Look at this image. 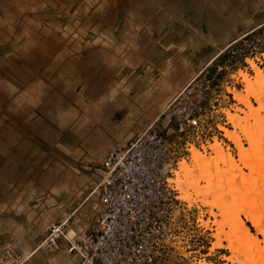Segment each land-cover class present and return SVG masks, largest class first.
Instances as JSON below:
<instances>
[{
    "label": "crops",
    "instance_id": "1",
    "mask_svg": "<svg viewBox=\"0 0 264 264\" xmlns=\"http://www.w3.org/2000/svg\"><path fill=\"white\" fill-rule=\"evenodd\" d=\"M250 2L254 24L264 0H237L233 23L228 0L215 17L206 1L200 19L197 0H0V258L9 248L21 264H70L66 238L61 256L47 250L50 226L80 241L108 150L151 124L176 137L165 107L197 67L198 41L237 40Z\"/></svg>",
    "mask_w": 264,
    "mask_h": 264
},
{
    "label": "built area",
    "instance_id": "2",
    "mask_svg": "<svg viewBox=\"0 0 264 264\" xmlns=\"http://www.w3.org/2000/svg\"><path fill=\"white\" fill-rule=\"evenodd\" d=\"M219 93L209 69L189 78L165 107L177 126L176 137L151 124L126 144L110 148L101 167L92 171L98 176L85 197L91 198L92 225L76 241L53 224L51 240L66 238L77 264H154L170 246L188 207L169 180L179 157L190 142H212L220 126L230 125L218 112ZM0 264H21V256L4 249Z\"/></svg>",
    "mask_w": 264,
    "mask_h": 264
},
{
    "label": "rangeland",
    "instance_id": "3",
    "mask_svg": "<svg viewBox=\"0 0 264 264\" xmlns=\"http://www.w3.org/2000/svg\"><path fill=\"white\" fill-rule=\"evenodd\" d=\"M206 1H209V0H197V4L194 5L197 8L196 10V12L198 13L197 18L199 19L201 18L200 17L201 13L204 11L203 6L205 5ZM220 2L221 0H214L215 8L212 10H208V12H210L211 15H213L214 17L217 16L221 10V9L216 8L217 4ZM228 2H230V8L232 7L230 10H228L229 8L227 9L228 12L230 11L228 18L230 22L233 23L234 21H237V19L235 18L233 14V13H237V9L233 7L235 6L237 0H228ZM251 4H252L251 2L247 3V6H246L247 8H246V18H245V21H246L245 31L247 32H249L250 30L248 31V29L254 27L256 23H259L264 20V15H259V16L256 15V17L258 18L255 20V23L253 24V22H250V17H255V16H250L253 10L251 11V9L248 8V6L250 5L251 7ZM215 21H218V22L221 21V17H218V19H215L213 22ZM220 24L221 26L219 27L223 29L224 31H226L225 29H227L228 26L226 24L223 25L221 22ZM234 27L235 26H233L232 24L229 25V29H230L229 31L232 32L233 31L232 28ZM214 28L216 31L218 28L217 23L214 24ZM241 36L242 35H240L239 37ZM198 48H199L198 49L199 54L197 58H195L197 67L189 78H191L195 73H197L203 68H207L210 70V72L212 73V76H214V83L218 85L220 89V93H219L220 96L218 97L220 105L218 107L219 108L218 112L225 113L226 120L231 126L228 124L225 126H220L222 133L220 134L218 132H215L212 135V138H213L212 142L208 141L207 143H203V144H198L197 142L194 144L190 142L189 144H187L186 146L187 152L184 153V156L179 157V160L176 166L174 167L173 179L176 178L175 174L180 169V163L186 162L190 165L192 164L193 150L195 148H198L205 155L209 157H214L212 147L217 140H219V142L223 144L224 149L226 151L230 152L232 156H234L237 160L241 161L242 159L241 152L236 148V145H234L225 136L226 132L223 129L226 128L231 131L235 130L233 125L231 124V120H229V117H228V113L230 111L234 114H237V113L240 114L239 112H237L239 108L249 111L248 109H246L244 105H241L236 101L233 91H235L236 89L238 90L245 89V82H244V78L241 77V73H240L241 71H245L249 73L251 78H254L256 76V73L252 69L250 62H249L251 59L257 65H259V67L264 71V25H262V27L256 28L253 31V33H251L249 36L243 37L239 39L237 42L236 41H230V42L209 41V40L202 39L201 41H198ZM213 55L215 56L213 57ZM189 78L185 81V83L189 80ZM181 86L179 88H181ZM228 92H229V95H228ZM251 101L254 103V105L256 106L259 105L258 103H256L255 98H252ZM241 115L245 116V114H241ZM262 118H264V112H263ZM238 132L240 131L238 130ZM239 134H242V133H239ZM260 135L257 134L256 137L257 136L259 137ZM241 136H242V141L245 144V148H250L251 143H249L247 138H244L245 136L243 135ZM258 137L257 139L262 141L261 140L262 137L261 138L260 137L258 138ZM260 148H264V143L260 145ZM219 168H225V166L222 164L219 166ZM256 168H254L253 173L251 172V170L244 169L245 176L246 175L248 176L246 177L244 176L245 178L244 177L237 178L236 183L241 185L239 189H241L242 194H240L238 191L234 192L236 196L235 197L236 201L231 200L230 199L231 196L220 188L221 193H225L223 197H226L224 198L226 205L231 207V209H229V212H228L229 214L235 211L236 212L240 211L242 206H244V203L251 201V205H252V203L255 204L254 199L256 197H259V198L263 197L264 181L260 180L259 178L260 173L263 172V170L262 169L260 170L259 168L256 169ZM216 173H217V170H212L209 173V178L213 179V177L216 176ZM228 175L230 176L231 174L229 173ZM248 177L252 178V181H250L251 179ZM223 178L225 179L223 180ZM255 178L256 179L259 178V180L258 179L256 180ZM200 179H201L200 186L202 188L208 189L207 194L210 193L209 198L211 201L215 202L217 200L216 199L217 197H219V200L223 198L222 194H220L219 192H216L213 190H211L213 192H210L209 183H206L203 180V177H201ZM241 179L242 180L244 179V181H242ZM217 180L219 181V183L217 184L221 187L220 184L221 182L223 183L226 181V177L220 176ZM240 180L242 181V183ZM194 181L193 179L191 180V182H194ZM227 181H230V179ZM256 186H259V188L257 189ZM175 187L178 189V186L176 184H175ZM90 189H88V193ZM178 191L180 192V195H179L180 199L184 201L185 203H187L188 207L185 209V213H183L184 216L180 218L178 232L171 240L170 246L166 249V251L163 252L162 256H160V258L154 264H264V257H259L258 252L256 254V251H250L249 249H247L246 247L247 245L245 244V241H243L240 235H237V231H234V230H233L234 232L231 231L232 228L230 227V225L233 223V220L231 218L227 219L228 224H224L223 223L224 216L222 215L221 211L218 208L213 209L210 206H208L206 204L207 200L204 197H198L196 196L193 190H190V192L193 194L192 198L194 199L191 203H189L185 199V195L179 189ZM217 194H220V196H218ZM85 200H87V202H89V205L91 206V198L85 199ZM252 208H255V207L253 206ZM213 212L216 213L217 217L213 216L212 214ZM242 218L244 219L246 224L249 226L250 230L254 234H256L257 232H256L254 225L248 221L245 215H242ZM92 219H93V216L91 220ZM221 229L222 230L224 229L225 232H232L236 234L233 236V239L236 243L235 245L236 246L238 245L240 252L235 253V254L232 252V249L230 248V242H228L229 241L228 238L230 237L227 235L223 236L222 238L223 242L220 246H217V247L215 246L219 243V239H217V234ZM61 230L63 231L65 235L68 236L69 239L73 237L72 230L70 231L69 234H67L66 230H64L63 227H61ZM45 238L47 240L46 241L47 247L48 246L51 247V248L48 247L47 250L51 252L54 251L55 256L57 255L61 256V252H59L61 249L60 247L61 245H60V242H58V240H60L61 238L63 239V237L59 236V237H55L54 240H51L53 236H52L51 230L49 229L46 233ZM258 238L261 241H264V236L259 235ZM69 255H70L69 257L70 264H77L76 261L73 260L74 259L73 254L69 253ZM231 257L232 258L234 257L235 260L232 261Z\"/></svg>",
    "mask_w": 264,
    "mask_h": 264
},
{
    "label": "bare ground",
    "instance_id": "4",
    "mask_svg": "<svg viewBox=\"0 0 264 264\" xmlns=\"http://www.w3.org/2000/svg\"><path fill=\"white\" fill-rule=\"evenodd\" d=\"M249 62H250L252 69L255 71L256 76L254 78H251L249 73L245 71H241L240 72L241 77L244 78V82H245V89L244 90L236 89L235 91H233L236 101L239 104L244 105L246 109H248L249 111L239 108L237 112H239L240 114L238 113L234 114L231 111L229 113L227 112L229 120H231V124L233 125L235 130L231 131L226 128L223 129L226 132L225 136L234 145H236V148L241 152V156H242V157L240 156L242 158L241 161L237 160L234 156H232L230 152L226 151L224 149L223 144L220 143L219 140H217L212 147L214 157H209L205 155L198 148H195L193 150L192 164L190 165L186 162L180 163V169L175 174L176 178L173 179V176H174V169H173L172 170L173 175L169 177V180L171 182V180L173 179L172 182L178 186V189L185 195V199L189 203H191L194 199L192 198L193 194L190 192V190H193L196 196L204 197L207 200L206 204L208 206H210L213 209L218 208L221 211L222 215L224 216V222H223L224 224H228L227 219L231 218L233 220V223L230 225V227L232 228L231 231L233 230L237 231V235H240L243 241H245V244L247 245L246 246L247 249H249L250 251H256V254L258 252L259 257H264V246H263L264 241H261L258 238L259 235L264 236V195L261 198L256 197L254 199L255 204L252 203L251 205V201H248L244 203L245 207L242 206L240 211H237V212L235 211L229 214L228 212H229V209H231V207L226 205L225 203L224 198L226 197H223L225 193H221V189H222L224 192L228 193L231 196L230 198L231 200L236 201L235 200L236 196L234 192L238 191L240 194H242L241 189H239L241 185L236 183V181H237V178L245 176L244 169L251 170L252 173L254 172L253 170L256 167H257L256 169L258 168L260 170L262 169L263 172L260 173L259 178L260 180L264 181V169H263L264 168V148H260V145L264 143V118H262V115L264 112V71L252 59ZM252 98H255L256 103L259 104L258 106L254 105V103L251 101ZM241 114H245V116H242ZM238 130L240 132H238ZM239 133H242V134H239ZM257 134L259 135L261 134L259 137L260 138L262 137L261 138L262 141L257 139L258 137V136L256 137ZM241 135L245 136L244 138H247L249 143H251L250 148H245V144L242 141ZM222 164L225 166V168H219V166ZM212 170H217L216 176L213 177V179L209 178V173ZM229 173L231 174L230 176L228 175ZM220 176L226 177V181L223 183L221 182L220 184L221 187L217 184L219 183L217 179ZM201 177H203V180L206 183H209L210 192L216 191L222 194L223 198L221 200H219V197L217 198L215 197L217 199L215 202L210 200L209 198L210 193L207 194L208 189L202 188L200 186ZM259 178L257 179L259 180ZM192 179L193 181L194 180L195 181L191 182ZM224 179L225 178H223V180ZM229 179L231 182L227 181ZM250 179H251L250 181H252V178ZM242 181H244V179ZM175 184H173L174 188L178 190L175 187ZM256 187L257 189L259 188V186H256ZM220 194H217V195L220 196ZM179 195H180V192L178 191V197L180 198ZM253 206L255 208H252ZM212 214L214 217L216 216L215 212H213ZM242 215H245L248 221L254 225L256 232H257L256 234H254L250 230L249 226L246 224V222L242 218ZM226 235L230 237L228 238L229 239L228 242H230V248L232 249V252L234 254L240 252L238 245L237 246L235 245L236 243L233 239V236L236 234L232 232H225L224 229L223 230L221 229L218 232L217 239H219V243L215 246L216 247L220 246L223 242L222 240L223 236H226ZM231 260L234 261L235 258L233 257Z\"/></svg>",
    "mask_w": 264,
    "mask_h": 264
}]
</instances>
